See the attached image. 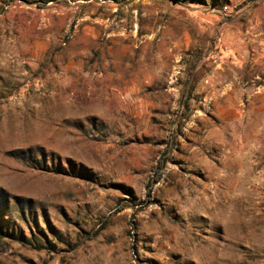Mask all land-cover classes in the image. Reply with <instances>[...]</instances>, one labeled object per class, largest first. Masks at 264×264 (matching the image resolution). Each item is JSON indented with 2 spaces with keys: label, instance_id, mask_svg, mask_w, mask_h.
Wrapping results in <instances>:
<instances>
[{
  "label": "rangeland",
  "instance_id": "1",
  "mask_svg": "<svg viewBox=\"0 0 264 264\" xmlns=\"http://www.w3.org/2000/svg\"><path fill=\"white\" fill-rule=\"evenodd\" d=\"M0 264H264V0H0Z\"/></svg>",
  "mask_w": 264,
  "mask_h": 264
},
{
  "label": "trees",
  "instance_id": "2",
  "mask_svg": "<svg viewBox=\"0 0 264 264\" xmlns=\"http://www.w3.org/2000/svg\"><path fill=\"white\" fill-rule=\"evenodd\" d=\"M163 165V164H162ZM161 165V166H162ZM161 166L159 167V169L161 168ZM160 174L159 173H157V176H156V178H155V183H158L159 182V180H160ZM147 197L149 198L150 197V191H147ZM61 241V240H60ZM26 243L28 244V245H31V246H34L35 247V249H44V247L46 248V249H51V248H53L54 246H55V244L54 243H52V242H47V243H45V245H43V244H41L42 242L38 239V238H36V237H34V236H32L31 238H30V240H28V241H26Z\"/></svg>",
  "mask_w": 264,
  "mask_h": 264
}]
</instances>
